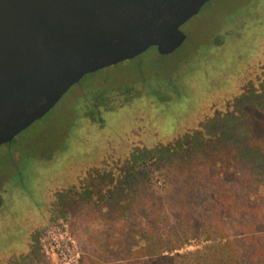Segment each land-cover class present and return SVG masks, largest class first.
Listing matches in <instances>:
<instances>
[{"label":"rangeland","instance_id":"obj_1","mask_svg":"<svg viewBox=\"0 0 264 264\" xmlns=\"http://www.w3.org/2000/svg\"><path fill=\"white\" fill-rule=\"evenodd\" d=\"M179 29L185 40L172 53L149 48L82 77L0 146V264H59L43 246L46 232L63 226L76 264H129L151 234L168 235L179 221L194 226H183L188 236L163 255L201 251L227 235L237 264H264L249 257L264 237L245 241L248 223L239 221L252 217L245 196L264 208V190L243 194L231 148L220 143L232 125L250 136L235 100L264 91V0H211ZM112 88L123 93L119 107L97 99ZM117 202L127 207L110 226Z\"/></svg>","mask_w":264,"mask_h":264},{"label":"water","instance_id":"obj_2","mask_svg":"<svg viewBox=\"0 0 264 264\" xmlns=\"http://www.w3.org/2000/svg\"><path fill=\"white\" fill-rule=\"evenodd\" d=\"M210 0H0V146L41 119L82 77L159 56Z\"/></svg>","mask_w":264,"mask_h":264},{"label":"trees","instance_id":"obj_3","mask_svg":"<svg viewBox=\"0 0 264 264\" xmlns=\"http://www.w3.org/2000/svg\"><path fill=\"white\" fill-rule=\"evenodd\" d=\"M119 94L123 95L118 89L112 88L106 92V96L104 94L101 97L102 99H97L103 100L106 105L117 103L115 107H119L122 105L120 100H123L118 97ZM235 102L238 104L240 102L244 107L243 110L245 111H240V113L243 112V117H245L247 123V134H250V136L247 139L245 136L241 138L235 125H232V129H229L231 135L220 143L231 148L232 154L229 160V168L232 170L233 177L241 183L243 190L241 187L240 189L244 192L243 194H247L248 190L254 189L256 192L255 197H257V193L261 189L264 190V91L261 93H250L248 96L244 95L236 99ZM78 106H80L79 103ZM76 112H78V109H76ZM232 119H236L235 115ZM256 119H259V121H256ZM224 123L232 124L231 119L228 118ZM66 135L67 132L65 136ZM243 140L248 141L244 142ZM13 141L14 138L10 143ZM202 157L204 159V156ZM207 160L208 158L206 155L204 161L207 162ZM206 164L209 165L208 162ZM245 197L246 201L244 208L252 214V217L247 221L239 219L241 223L240 228H243L242 224L248 223L243 229V232L246 231L249 233L244 237L245 241H249L251 238L255 241H259V238L264 237V231L256 230L257 227L264 225V208L261 205H255V202L251 200L247 202V196ZM233 201L234 197L232 196L231 202ZM115 206V216L111 215L109 217L110 219H108L111 220L108 221L110 226L112 225V221L113 223H117L123 220L122 215L124 214V208L127 207V204L117 202ZM184 206L185 205H183V207ZM190 224L191 223L187 221H179L175 223L168 235L151 234L148 243L134 253L135 256L133 259L135 261L129 264H237L238 252L233 246V241L230 240L227 235L221 237L223 238L222 243L206 245L201 251L186 254L173 253L172 255H163L165 250L170 251L178 249L189 234L187 230H183L182 227L187 225H189L187 227L194 226ZM121 226H123V224ZM253 233H255V235H252ZM115 234L118 236L116 246L118 248L119 245V247L122 248L124 246L123 237L125 238V234L122 233L121 228L115 232ZM126 250L129 251V249ZM249 257L250 259L264 258V241L256 251L250 253ZM84 264H92V261L86 260Z\"/></svg>","mask_w":264,"mask_h":264},{"label":"built area","instance_id":"obj_4","mask_svg":"<svg viewBox=\"0 0 264 264\" xmlns=\"http://www.w3.org/2000/svg\"><path fill=\"white\" fill-rule=\"evenodd\" d=\"M45 254L47 252L58 258L59 264H76L78 255L66 227H54L46 232Z\"/></svg>","mask_w":264,"mask_h":264},{"label":"flooded vegetation","instance_id":"obj_5","mask_svg":"<svg viewBox=\"0 0 264 264\" xmlns=\"http://www.w3.org/2000/svg\"><path fill=\"white\" fill-rule=\"evenodd\" d=\"M210 1H211V0H210ZM210 1H209V2H210ZM207 3H208V2H207ZM207 3H206V4H207ZM206 4H204L203 6H205ZM203 6H202V7H203ZM202 7H201V8H202ZM201 8H200V9H201ZM198 12H199V11H198ZM127 61H128V60H127ZM141 85H142V84H141ZM140 87H141V86H140ZM139 93H140V92H136V93H134V94H135L136 96H138Z\"/></svg>","mask_w":264,"mask_h":264}]
</instances>
